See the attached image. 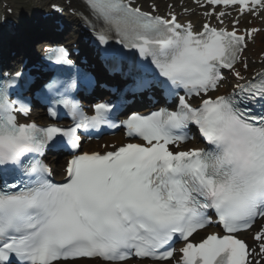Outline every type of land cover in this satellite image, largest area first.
Returning a JSON list of instances; mask_svg holds the SVG:
<instances>
[{
    "label": "snow or ice",
    "instance_id": "6c2138e0",
    "mask_svg": "<svg viewBox=\"0 0 264 264\" xmlns=\"http://www.w3.org/2000/svg\"><path fill=\"white\" fill-rule=\"evenodd\" d=\"M199 4L200 0H196ZM208 5H237L243 15L264 14V0H205ZM95 39L107 45L115 38L135 50L142 61L138 88L159 85L176 95L173 106L149 114L131 112L118 125L110 102L85 113L73 93L77 75H52L36 86L21 71L0 74V264H262L264 224L250 248L238 234L264 221V71L237 83L226 95L218 91L227 69L238 80L248 40L259 30H231L204 23L194 30L174 14L163 17L133 6L132 0H83ZM55 7V5L53 6ZM215 15L220 24L224 12ZM64 47L46 50L57 66H74ZM183 90L184 95H178ZM28 92L46 105L48 116L69 127L19 122L29 116ZM191 97H198L193 103ZM127 129L145 143H127L113 151L75 155L66 181L54 183L51 170L37 155L58 139L78 149L80 130ZM195 126L207 148L172 151L192 139ZM115 147V146H113ZM19 171L29 182H8ZM215 215V221L212 218ZM213 223L224 234L189 239ZM183 240L178 251L174 242ZM260 257L261 259H258Z\"/></svg>",
    "mask_w": 264,
    "mask_h": 264
},
{
    "label": "bare ground",
    "instance_id": "6f19581e",
    "mask_svg": "<svg viewBox=\"0 0 264 264\" xmlns=\"http://www.w3.org/2000/svg\"><path fill=\"white\" fill-rule=\"evenodd\" d=\"M8 2V6L13 8V13L12 15H7L8 18H10L12 21H14L15 23V28L17 30L16 35L14 36V38L18 37V41H21V39L23 38V31L24 28L23 26L29 22L32 21L34 19H36V25H31V28L33 31L37 32L39 30V27H45V26H50L51 23V16H48V19H42L41 15L44 12H48L49 11V3L54 2V0H33L35 1L34 3L37 4L35 8L30 9L29 7L25 6H20V4L24 3L23 1L20 0H4ZM31 1V0H29ZM139 2H145L147 0H138ZM156 2L160 5V1L156 0ZM45 3H47V6L45 5ZM71 6H77L75 1H72ZM29 8L28 11H26L25 9ZM36 9H40V12L36 11ZM29 15H27V13H29ZM191 18H195L196 16L193 14L190 16ZM67 20L70 23H73V21H75V18L73 16L67 15ZM259 36V35H258ZM258 36L256 38V45H255V50H258L259 48H263L264 49V44H262L259 40H258ZM251 52V50L249 51ZM53 168L56 171V165L53 162Z\"/></svg>",
    "mask_w": 264,
    "mask_h": 264
},
{
    "label": "rangeland",
    "instance_id": "374dc122",
    "mask_svg": "<svg viewBox=\"0 0 264 264\" xmlns=\"http://www.w3.org/2000/svg\"><path fill=\"white\" fill-rule=\"evenodd\" d=\"M24 1H26V0H24ZM27 5L29 6V5H30V3L28 2V3H27Z\"/></svg>",
    "mask_w": 264,
    "mask_h": 264
}]
</instances>
